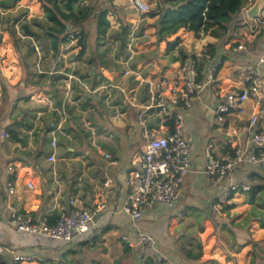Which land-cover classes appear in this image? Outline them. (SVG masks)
<instances>
[{"label": "crops", "instance_id": "1", "mask_svg": "<svg viewBox=\"0 0 264 264\" xmlns=\"http://www.w3.org/2000/svg\"><path fill=\"white\" fill-rule=\"evenodd\" d=\"M23 1L25 0H19L16 4L18 3L17 5H20ZM88 1L91 2L92 0ZM113 1L114 3H123L124 0ZM165 1L173 3L176 0ZM16 4L14 6H16ZM129 4L131 7L130 0ZM124 6V3L117 4V7H123V10ZM11 9L13 8L11 7ZM107 19L110 22L113 19V15L109 13ZM163 23V27L169 25L175 26L180 23V19L175 11L169 10ZM207 24L210 26L209 31L205 35L200 34L198 39H194L193 33L186 31L184 27L170 34L172 37V39H170L174 40L178 38V47L190 56L194 55V58H189L196 59L197 62L203 64L200 71L197 65L198 73L203 79L207 74L208 68L214 62L220 60L221 64L218 67L214 86L219 87L224 92H241L246 84L241 80L239 76L240 72L245 67L255 64L256 57L264 49V39L258 41L253 35H249L247 38L246 34L240 37L239 34L234 31L232 33V39L226 40L221 45H217L221 30L212 19H208ZM136 27L137 23L134 21L130 26V30L134 31ZM251 29L253 31L264 29V22L256 21L254 28ZM179 30L181 31L180 34H177ZM150 44H141L137 50L131 52L132 54L128 56V59L119 62L121 65L126 66L136 55L141 56L139 60L141 67L137 69L133 67L130 68V71L134 74L132 78L135 82L131 88L134 94H126L128 84L120 88L124 93V100H127V97L130 96L129 98H131V101H127L131 103L134 110L136 108L135 116L132 120H128L127 108L123 107L120 103L117 104L116 107H121V112H116L114 116V119L118 120V128H116L115 132L114 130H106L96 135L94 133L96 126L93 125L89 127L91 135L88 134V132L84 134V137L86 139L88 138V144L86 143L84 147L78 146V152L74 147H65V151H68V154H72L69 156L64 153L59 155L58 152L61 146L59 145L58 136L62 134L66 123V117L59 114L58 118L48 125L49 128L51 123L61 125L57 135V147L55 150H52L50 146L51 136L48 131L47 140L49 151L46 153L44 159L46 166L45 168H41V166L34 161V158H23L28 155L27 152L32 153L36 149V147L34 148L33 146L35 140H33V135H31L34 128L28 130V134L23 132L26 130L20 128L12 131L13 133L15 132L16 135L25 133L28 135V138L24 140L20 136V141L11 142L13 146L12 149H19V151L22 154L25 153V155H19L17 153L13 156V160L2 170L0 175V244L5 246L8 253L13 256L32 257V259L28 261H21L20 264H51V260L54 261L58 259V256L65 252V249H55L57 246L63 245L64 242L41 236H30L16 231L9 222L10 208L20 213L27 214L35 219L47 218L49 221H52L58 217L61 209L70 207V200H74L76 206L82 204L91 206H96L101 203L104 204L103 209L93 217L92 222L89 224V231L85 234L75 236L76 238L71 244L88 242L90 245L88 248L95 249L99 245L107 243L103 237L105 235L117 233H119V235L127 234L128 236L126 237L133 239L137 232H148L159 240L158 243L160 246H173V238H171V235L176 226L171 225L172 223H176V219L172 218L170 226L166 228L167 216L169 211L173 208L168 209L156 206L153 209L145 211L141 219L137 222H132L121 212V206L130 193V189L127 185L128 173L133 169L135 155L144 150L145 142L142 138L143 129L155 132L165 131L167 127L172 124V121L168 120L165 115H158L155 109L142 112L141 107L150 103V83L161 76H174L181 59H178L174 63L170 61V58H168L169 56L165 54L166 41L164 39L159 42L158 50L153 46L154 44ZM209 44H211V46H209ZM239 45H244L250 52H247V50H236V47ZM174 54L177 55L176 50ZM149 66H152V70H154L149 74H158L157 77L150 79L149 75L145 79L140 78L142 75L141 70L147 69L148 71ZM104 74L108 79V84L103 86L106 89L107 86H112V76L109 70H105ZM262 82L264 86V78ZM141 89L146 90V99L143 103L139 104L136 103V101L139 98V91ZM108 90L110 89H107V91ZM90 99L91 98H88V102H86L87 106L93 104ZM124 100L120 98L119 102L121 101L123 103L125 102ZM51 101L53 102L52 108L58 113V105L53 98ZM217 104L218 99L214 96L213 87L208 85L194 101L192 108L183 111L188 126L187 133L192 136L195 148L191 154L192 169L182 185L181 197L174 207V211H181L183 203H187L189 199V191L193 192L196 196L207 198L209 209L211 210V203L215 202L228 184L231 182L242 183L246 180V174L260 170V167H253L252 165V168L250 166L238 167L235 169V173L232 177L227 178L218 185H213L212 182L204 178L202 170L205 164L203 156L205 147L211 145L217 154H224L228 150H232L237 140H240L241 143L246 142L247 137L244 133L239 132L238 135L232 134L231 128H229L230 123L238 127L240 121L248 119L253 111V107H257L256 100L251 98L244 104V115L240 117H228V122L219 125L212 119L213 110ZM93 108V106H90V109L84 108V111H81L83 114H88L89 119L87 120V124H90V120L99 118ZM90 110H93L95 116H92ZM140 113H142L141 124H139L137 117ZM261 123L264 126V117L261 119ZM105 153H109L113 159L117 161V164L110 165L109 159L104 156ZM50 154L55 155L54 162L48 161L47 158ZM11 168L14 170L13 172L10 171ZM105 171L108 172L113 181L109 190L103 187V174ZM95 173H97V175H95ZM9 182H12L13 186V193L11 194L8 187ZM28 184L31 186L29 187ZM245 194L246 193H236L233 195L229 203L225 206L226 212L230 211L231 206L236 203L235 200L239 195ZM160 209L162 211L161 213L156 212ZM191 212L195 214L193 211ZM171 215L172 214H170V216ZM206 223H209L210 226L208 220ZM209 226H206V230L209 229ZM188 229H190L191 232L196 231V226L188 227ZM159 233L162 234L161 239L158 236ZM93 243H95L94 246ZM63 247L65 248L66 246ZM118 247L120 248V255L123 245L118 244ZM138 249L140 250L138 247L134 248V251H138ZM157 250L161 256H164V254L160 253L158 244ZM104 251H107L106 247H104Z\"/></svg>", "mask_w": 264, "mask_h": 264}, {"label": "rangeland", "instance_id": "2", "mask_svg": "<svg viewBox=\"0 0 264 264\" xmlns=\"http://www.w3.org/2000/svg\"><path fill=\"white\" fill-rule=\"evenodd\" d=\"M112 1L92 0L91 2H84L85 6L90 7L94 4L93 6L98 8L111 4L110 10L113 12V19L110 21L108 31L103 37L96 38L92 30V22H84L82 27L88 33L84 37V52L80 54L81 45L76 34L79 29H76L70 34V42L60 47L57 58L52 56L48 36L45 34L49 24L45 20L44 13L37 0H25L20 5L15 3L16 6L12 7L13 9L10 8L4 11L0 7V74L12 86L8 91L5 103L0 88V175L2 170L13 160V156L17 153L25 155L19 149H12L11 142L14 140L11 138L21 136L22 139L27 140V131H23L27 134L20 133L18 135L15 132H7L13 116L18 112H24L29 125L34 128L31 135H33L35 129H46L50 122L58 118L59 114L64 115L66 123L62 134L58 136L59 145L61 146L58 153L59 155L64 153L67 156L72 153L68 154L65 147H74L78 152V146L84 147L86 143L88 144V138L86 139L84 134L88 132L91 135L89 127L96 126L94 132L96 135L106 130L116 131L118 120L114 119V116L116 112H121V107H116L117 104L120 103L127 108L128 120H132L135 116L136 108L134 110L131 103L127 101H131L130 96L127 97V100H124V93L120 88L128 84L126 94H134L131 91L135 82L132 78L134 74H132L130 68L137 69L141 67L139 63L141 56L136 55L126 66L121 65L119 62L128 59V56L132 54L131 52L137 50L144 43L154 44L153 46L157 50L159 49L158 44L163 39H157L154 34L156 29L152 25L164 26L163 20L170 9L161 7L164 6V3L169 2L165 0H143L149 5V11H159L157 16L149 18L146 15L138 14L131 8L129 0L123 1L125 4L124 10L123 7H117V4L123 3ZM252 1L247 0L246 5L249 6ZM74 16L75 20L81 18L75 13ZM132 20L137 23L134 31L130 30V26L134 22ZM256 21L260 22L259 20ZM123 27L128 28L126 35L122 33ZM251 28L254 27H250L245 23L241 11L240 19L234 27L231 30L220 32L217 45L232 39L234 31L240 37L246 34L247 38L249 35H253L258 41L264 39V29L253 31ZM27 32L36 34V36H31ZM180 32L179 30L177 34H180ZM170 38L172 39L171 35L167 34L164 40L170 41ZM193 38L198 39L194 34ZM96 53L99 54V59L102 60L101 68H97L98 62L94 58ZM167 56L170 58V54ZM152 69V66H149L148 71L147 69L141 70L142 75L140 78L145 79L149 75L150 79L156 78L158 74H149L154 71ZM105 70H109L112 76V86H107L106 89L103 87L108 84V79L104 74ZM94 71L99 72L98 75L95 77L90 76V73L93 75ZM23 72L27 74L26 81ZM43 88L48 89L50 92L46 94L43 92ZM107 89L110 90L107 91ZM145 91V89L139 91V98L136 103L140 104L145 101ZM28 95L27 100L21 99L22 96ZM52 98L59 107L58 113L52 108ZM86 98H91L93 104L90 106L94 107L93 109L99 117H95L96 120H90V124H87L88 114L81 112L84 111V108L90 109V106L86 105ZM120 98L125 102H119ZM14 100L15 105H13ZM90 111L92 116H95L93 110ZM75 128H79L81 133L75 132ZM6 134L7 136H5ZM47 139L48 135L46 134L40 145L39 141L34 138V148L40 147L42 152L37 157H34L31 153L23 158L29 157L31 159L32 157L41 168H45L44 159L49 151ZM241 166L259 167L258 165H240L239 167ZM189 194V199L187 203H183L181 211H174L173 208L167 216L166 228L170 226L172 218L176 219V223L171 225L176 226L171 235L173 246L162 247L158 243L159 240L154 238L153 235L143 232L152 236L158 244L160 253L164 254L163 260L161 259L164 264H255V254H258V256L264 255V228H261L257 221H250L244 226H235V224L242 223L253 208L247 194L239 195L235 200L236 203L231 206L230 211L226 212L225 216L215 215L209 209L207 198L196 196L190 191ZM195 209L198 211L194 212ZM190 210L195 214H192ZM156 212L161 213L162 211L160 209ZM197 212L200 216L197 215ZM170 214L172 215L170 216ZM207 220L210 222V226L209 223H206ZM232 221L233 223H231ZM198 222L203 227V231L199 232L196 227V231L191 232L188 227L196 226ZM224 223L228 224V227L234 232L236 244L242 245L238 252L233 251L224 240L223 236H228L225 231H221V226ZM206 226H209L208 230H206ZM122 236L128 235H119V233L105 235L103 237L107 243L101 244L95 249H89L88 242L70 244L68 248L74 249L76 253L60 254L58 259L51 260V264H92L91 260H97L101 264H114V260L122 255V253L119 255L120 248L118 247V244H125ZM158 236L161 239L162 234L159 233ZM104 247L107 251H104ZM60 248L55 249L60 250ZM132 249L134 250V248ZM189 251L190 258H187ZM0 255L7 259L14 258L13 255L8 253L7 248L1 244ZM130 256L133 257L132 264H141V258L156 257V254H150L145 249H138L133 253L130 252Z\"/></svg>", "mask_w": 264, "mask_h": 264}, {"label": "built area", "instance_id": "3", "mask_svg": "<svg viewBox=\"0 0 264 264\" xmlns=\"http://www.w3.org/2000/svg\"><path fill=\"white\" fill-rule=\"evenodd\" d=\"M131 7L140 15L149 11V5L143 0H130ZM264 22V12L263 19ZM79 32L76 34L78 35ZM238 51H246L244 45L236 47ZM247 52H250L247 50ZM197 60L192 58L181 59L175 75L161 76L150 83V103L142 108V112L155 109L158 115H165L172 124L165 131H148L143 129L142 138L145 142L144 150L135 155L133 169L128 173L127 185L130 193L121 206V212L132 222L141 219L143 213L156 206L174 208L180 197L182 185L192 169L191 154L195 148L192 136L188 135L187 122L183 111L192 108L194 101L209 85L213 87L214 96L218 104L213 110L212 119L216 124L228 122L227 118L242 116L245 113L244 104L249 99H255L257 107H253L248 119L240 121L238 127L230 123L231 132L238 135L244 133L246 142L237 140L232 150L224 154H217L213 146L205 147L203 156L205 164L202 170L205 179L218 185L230 178L240 165H258L264 169V126L261 119L264 117V49L256 57L255 64L247 66L240 72L241 80L246 84L241 92H224L214 86L218 67L221 61L214 62L207 70L205 78H201L197 69ZM141 124L142 113L138 116ZM60 124L51 123L49 134L52 150L57 147V135ZM7 136V134L5 135ZM110 165L117 161L109 153L104 154ZM48 161L54 162L55 155L50 154ZM11 172L14 170L11 168ZM103 187L110 189L112 178L104 172ZM30 187L31 185L28 184ZM10 194L13 193L12 182L8 183ZM250 185L246 182L230 183L220 193L215 202L211 203V211L217 216H225V206L236 193H246ZM69 208L61 209L53 223L47 218L35 219L27 214L10 208L9 222L16 231L30 236H41L65 243H72L75 236L89 231V224L93 217L100 212L104 204L91 206L75 205L69 201ZM122 240L130 248L145 249L150 254H156L159 262L163 256L158 253L157 244L152 236L137 232L133 239L122 236ZM16 262L28 261L32 257L14 256ZM162 259V260H161Z\"/></svg>", "mask_w": 264, "mask_h": 264}, {"label": "trees", "instance_id": "4", "mask_svg": "<svg viewBox=\"0 0 264 264\" xmlns=\"http://www.w3.org/2000/svg\"><path fill=\"white\" fill-rule=\"evenodd\" d=\"M19 0H1L0 7L4 10L10 9L15 5V3ZM39 2V6L44 13V18L49 24V27L46 29L45 34L48 36L49 46L52 51V56L57 58L60 52V47L63 44H67L70 42V34L72 31L79 29L78 38L79 44L82 54L85 49L84 45V37L88 35L85 28H83L84 22L91 21L92 22V30L95 34L96 38L103 37L110 26V22L107 19V15L109 13H113L110 10L111 5L104 6L102 8L94 7L93 5L88 7L84 5L85 1L88 0H37ZM108 0H105L107 2ZM247 0H176L171 3H164V6L161 8L170 9L171 11H175L180 19V23L175 26L169 25L166 27H159L156 24L152 26L156 29L157 39H164L166 34L175 33L179 28L184 27L186 31L192 32L195 37H199L200 34H206L210 26L207 24L208 19L214 20L215 24L220 28L221 31L231 30L232 27L236 24L238 19H240L241 11L244 7H246ZM74 13L81 17L79 20H75ZM159 11H149L146 17L153 18L157 16ZM128 32L127 27L122 28V33L126 35ZM29 35L36 36V34H32L30 32ZM179 39L175 38L171 41H166V49L165 54H170V61L176 62L178 59H184L192 57L194 55H189L182 51L181 48L178 47ZM211 46V44H209ZM178 47V48H177ZM174 50H176L177 55L174 54ZM96 62H98V67H102V61L99 59V54L96 53L94 56ZM198 69L200 71L203 66L202 63L198 62ZM24 71V70H23ZM99 71V69H98ZM99 72L94 71V75L90 73V76H97ZM25 81L27 80V74H25ZM21 81V80H20ZM19 81V82H20ZM0 88L1 95L3 97V102H6V97L8 96V91L12 88L5 78L0 74ZM43 92L48 94L50 91L48 89L43 88ZM28 96H22V100H27ZM88 102V98L85 100ZM13 105H15V100L13 101ZM26 114L23 112H18L15 116H13L12 121L10 122L7 132L11 133L15 129H23L30 130L32 128L29 125ZM171 125V124H170ZM49 127L43 130H37L33 132V137L39 141L41 145L45 139L46 134L49 131ZM75 132L81 133L79 128L74 129ZM87 136V135H86ZM26 137V136H25ZM14 141H20L21 139L17 137L11 138ZM42 150L36 148L33 153L34 157L40 155ZM27 154H31L28 153ZM246 180L244 182L250 185L249 190L246 192L249 197L251 204H253V208L250 210L249 214L244 218L242 223L235 224V226L247 225L250 221H257L261 228H264V169L260 168L259 171H252L249 174H246ZM198 210H195V212ZM197 215L200 216L199 212ZM54 220L50 221L53 223ZM233 223V221L231 222ZM228 224H222L221 231H225L228 236H223L225 242L230 246L233 251H239L242 247L241 244H236L235 242V234L228 227ZM196 227L199 232L203 231V227L198 222ZM231 239V240H230ZM71 243H65L63 245L57 247L66 246L65 252L62 255L76 253L74 249L68 248ZM95 243H93V246ZM56 247V248H57ZM122 255L114 260V264H132L133 257L131 258L130 252H134L132 248H129L126 244H123ZM255 264H264V255L258 256L255 254ZM187 258H190V251L187 253ZM141 264H164V262L157 261L156 257L149 256L145 258H141ZM92 264H101L97 262V260H91ZM0 264H20V262H16L13 258L7 259L0 255ZM134 264V263H133Z\"/></svg>", "mask_w": 264, "mask_h": 264}, {"label": "water", "instance_id": "5", "mask_svg": "<svg viewBox=\"0 0 264 264\" xmlns=\"http://www.w3.org/2000/svg\"><path fill=\"white\" fill-rule=\"evenodd\" d=\"M264 0H253L252 3L242 10V15L248 25L254 27L255 21L263 19Z\"/></svg>", "mask_w": 264, "mask_h": 264}]
</instances>
